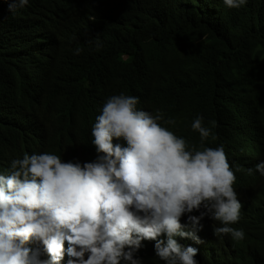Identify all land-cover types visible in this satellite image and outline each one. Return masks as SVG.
<instances>
[{
    "label": "clouds",
    "instance_id": "9594fccd",
    "mask_svg": "<svg viewBox=\"0 0 264 264\" xmlns=\"http://www.w3.org/2000/svg\"><path fill=\"white\" fill-rule=\"evenodd\" d=\"M32 1L0 0V34L13 45L0 66V264H63L66 255L67 264L250 263L264 232V200L244 201L240 163L264 184L256 145L263 134L238 130L236 119L250 121L233 114L209 119V94L177 102L188 119L174 132L167 125L175 119L140 110L138 97L120 93L88 129L96 159L82 160L80 71L57 76L61 18L79 15L80 0H51L64 8L60 19L32 14ZM247 2L223 0L235 9ZM250 104L264 126V103ZM197 132L198 143L177 136Z\"/></svg>",
    "mask_w": 264,
    "mask_h": 264
},
{
    "label": "trees",
    "instance_id": "16d2710c",
    "mask_svg": "<svg viewBox=\"0 0 264 264\" xmlns=\"http://www.w3.org/2000/svg\"><path fill=\"white\" fill-rule=\"evenodd\" d=\"M32 4L34 15L40 9L60 19L64 11L62 6L53 9L51 0ZM61 22L58 36L65 46L57 76L80 71L82 160L92 159L87 132L95 114H101L107 98L120 93L138 97L140 110L160 109L172 116L176 123L167 126L177 130L188 119L178 112L177 102L190 105L209 94L203 102L205 116L216 122L231 114L243 117L252 123L236 119L238 130L264 137V126L255 123L259 111L250 104L264 103V0H248L239 9L226 7L223 0H80V14L63 15ZM7 37L0 34V66L5 50L13 47L9 33ZM21 92L30 101V91L21 86ZM256 145L264 154V141ZM230 158L239 168L237 156ZM248 168L242 178L244 201L254 196L263 201L264 184L256 185L261 180L250 177ZM253 248L248 264H264V232L255 236Z\"/></svg>",
    "mask_w": 264,
    "mask_h": 264
},
{
    "label": "bare ground",
    "instance_id": "6f19581e",
    "mask_svg": "<svg viewBox=\"0 0 264 264\" xmlns=\"http://www.w3.org/2000/svg\"><path fill=\"white\" fill-rule=\"evenodd\" d=\"M66 18V17H65ZM67 19V18H66ZM219 22V21H218ZM162 31V30H161ZM165 116V118H171V119H173V117L172 116H166V115H164ZM170 130H172V131H174L175 132V130L174 129H170ZM178 133V132H177ZM176 134V133H175ZM177 136H180V137H183V138H185L187 141H188V143L189 142H192L193 140H196V141H199V133L197 132L195 135H194V137H188V136H186V135H177ZM92 156V159H93V161L96 159V157H97V153H94V154H92L91 155ZM91 159V160H92ZM245 167H244V165L242 164V163H240V169L241 170H243ZM205 220H210V219H205ZM215 221V220H214ZM202 223H204V222H202ZM68 255H66L65 257H63V259L62 260H68L69 259V257H67ZM61 260V261H62ZM68 262V261H67ZM67 262H66V264H67Z\"/></svg>",
    "mask_w": 264,
    "mask_h": 264
},
{
    "label": "rangeland",
    "instance_id": "374dc122",
    "mask_svg": "<svg viewBox=\"0 0 264 264\" xmlns=\"http://www.w3.org/2000/svg\"><path fill=\"white\" fill-rule=\"evenodd\" d=\"M67 257H68V256H67ZM67 261H68V260H62L63 264H66Z\"/></svg>",
    "mask_w": 264,
    "mask_h": 264
}]
</instances>
